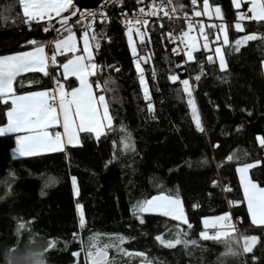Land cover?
<instances>
[{
    "label": "trees",
    "instance_id": "1",
    "mask_svg": "<svg viewBox=\"0 0 264 264\" xmlns=\"http://www.w3.org/2000/svg\"><path fill=\"white\" fill-rule=\"evenodd\" d=\"M175 3L191 13V0ZM209 3L220 6L227 22L226 69L221 70L213 51L203 47L189 63L188 73L176 69L165 35L170 32L168 23L163 21L161 29L151 20L143 43L134 35L138 56L147 58L139 60L150 96L146 100L127 29L112 17L94 27L103 37L94 50V62L103 70L90 77L94 88L101 85L95 88L96 95L105 96L111 116L104 133L99 138L81 133L80 145L24 159L11 157L15 136L0 135V264H84L94 235L99 245L119 244L116 237L125 238L119 246L133 255L111 247L112 264H141L144 257L137 252L145 253L151 264H264V226L251 223L236 171L259 160L251 177L264 187V147L257 141L264 137V22L248 20L244 31L238 32L234 27L238 10L232 0ZM131 7L128 0H120L112 9L116 13ZM241 10L246 12L247 6ZM18 12V0H0V55L30 50L34 45L26 44L29 40L48 48L53 31H43L46 21L29 28ZM73 31L80 38L85 29L76 26ZM248 33L258 38L237 46L235 42ZM67 58L58 56L48 76L22 74L15 83L18 94L51 90V75L61 72L59 65ZM171 75L179 79L172 81ZM185 79L192 85L203 131L193 120ZM66 84L71 89L78 82L71 78ZM6 111L0 104V126L7 123ZM72 177L79 195L74 193ZM160 194L182 201L191 228L170 217L137 212L139 203ZM77 204L82 205L83 228ZM225 212L238 220L239 232L202 240L203 219ZM21 224L23 234L18 230ZM177 224L182 239L195 240V245L167 248L155 239L158 234L175 239ZM245 236L256 237L250 252L243 250Z\"/></svg>",
    "mask_w": 264,
    "mask_h": 264
},
{
    "label": "snow or ice",
    "instance_id": "2",
    "mask_svg": "<svg viewBox=\"0 0 264 264\" xmlns=\"http://www.w3.org/2000/svg\"><path fill=\"white\" fill-rule=\"evenodd\" d=\"M120 2V0H116ZM138 4H143L144 0H137ZM192 10L191 14L194 17H209L211 18L213 8L217 18L222 19V12L219 5H212L209 0H202V7H198V0H191ZM232 5L238 10L236 23L234 25L238 32L244 31L242 21H257L264 22V0H232ZM242 5L247 6V11H243ZM19 12L22 22L29 28L33 23L40 26L41 21H46V26L43 27L44 32L50 29L58 33L64 32L63 38L54 40V48L51 56L45 52V47L38 44L36 40L26 41L28 45H34L29 51H17L7 55H0V104H3L6 111L7 123L0 127V135L5 133H23V135L16 136L17 151L21 156H34L42 152H56L63 151L65 143L79 144V133L95 134L99 138L106 126L111 125V116L109 115L108 106L104 95H96L93 91V84L90 83L89 78L95 76L97 71H102V67L98 68L94 62V55L92 50V43L95 42V48L99 49V40L102 35H97L94 31L95 15H80L73 7V0H18ZM178 12L184 13V20L187 24V31L182 32L180 43L183 44V54L188 61H194V53L198 51V40L203 39V49L210 51V44L219 42L221 34L223 36V44L229 43V36L227 25L205 24L202 20H197L195 23L189 18V13L184 9L183 5L174 3V0H150L149 3L141 6L138 13L134 14V19L126 20L127 34L129 40V47L131 48L133 57L136 58L137 72L140 73L141 87L143 88L145 99H150L149 91L143 76V70L139 63L140 59H147L139 57L137 48L133 41V29L135 28V35L143 43L148 32V25L152 18H156L152 22L158 24L159 28H164V19L169 20L180 19ZM101 22L106 17V13H101ZM72 17H78L76 23H84L87 28L93 29L92 34L84 31L81 39L83 47H79L77 41V34L73 31ZM6 19V17H5ZM59 25L56 27L55 25ZM216 28V35L210 37L206 29ZM198 30V36H193L191 33ZM169 42H174L173 33L165 34ZM256 33H248L235 43L239 46L241 43H247L251 40H256ZM264 38V37H261ZM150 42V37L148 38ZM238 50V47H237ZM172 51L179 55L177 48ZM70 56L59 65L62 68V76L66 80L68 77H75L79 82L77 87L71 88V91H66L64 84L59 79L55 80L56 88L52 90L44 89L40 91H29L18 94L15 83L18 77L29 72H39L44 76L49 75V65L56 66L58 64L57 57ZM215 55L219 59L221 70L226 68V62L222 53V45L215 48ZM209 62L213 61V56H207ZM119 71V69H116ZM170 80L176 81L179 79L176 75H171ZM199 80L200 76L197 75ZM29 85L33 83L28 80ZM184 91L189 93V81L187 79L182 81ZM108 81H105V85ZM23 87V81H21ZM101 85L95 84V88L99 89ZM190 106L193 110V120L196 128L203 131L199 114L195 109L194 103L190 100ZM10 105V106H9ZM103 108V115H100V108ZM153 105L148 104V110L152 111ZM62 122L63 134L56 132L55 135L48 131L50 126L59 125ZM107 122V124H105ZM66 138V139H65ZM257 141L261 147H264V137H257ZM127 146V145H126ZM232 159V157H228ZM260 164L257 160L254 163H245L236 168L240 175V182L244 191V199L247 201L248 213L251 216V222L254 225H264V187L255 183L248 175L249 169ZM215 183V181L213 182ZM73 190L76 195H79L76 187V177H72ZM230 191V189H225ZM238 203V202H236ZM196 207V205H193ZM77 209L80 212V226L85 225V218L82 211V205L77 204ZM138 213H160L165 217H170L175 221H180L183 224L192 227L189 224L187 217L183 211L182 201L178 197L167 196L164 194L156 195L139 203L136 207ZM140 223H144L141 216H137ZM230 213L212 218L205 217L203 224L205 229L218 228L214 234H209L208 231H202L200 238L202 240H220L221 237L229 236L228 231L223 229H232L234 226L230 223ZM24 225L19 226V231L23 234ZM177 232L175 239H165L163 234H158L155 239L164 247L174 248L176 245L183 243L185 247L189 244L195 245V240H183V231L180 225H176ZM116 239L119 244H123L125 238L117 236ZM245 241L244 252L251 251V243H254L256 237H242ZM251 242V243H250ZM119 244L104 243L99 245L97 236L90 238V243L85 252V264H112L108 249L115 247L118 252H122L126 256L133 255V253L121 248ZM54 247V243L50 242L48 248ZM231 251V249H229ZM74 256H79V253H73ZM135 255L144 257L141 264H151L147 260L145 253L137 252ZM254 258V257H253Z\"/></svg>",
    "mask_w": 264,
    "mask_h": 264
},
{
    "label": "built area",
    "instance_id": "3",
    "mask_svg": "<svg viewBox=\"0 0 264 264\" xmlns=\"http://www.w3.org/2000/svg\"><path fill=\"white\" fill-rule=\"evenodd\" d=\"M115 1L116 0H104L97 6V8L90 9V10H81L79 14L80 15L94 14L95 15L94 27L97 24H102V23L109 21V19H111L112 17H116L119 20H121V22L125 25V28L127 29L126 20L134 19L135 18L134 14L138 13L139 8L150 2V0H144L143 4H138L137 0H128L129 3L132 4V7L130 9L118 10V11H116V13H113L114 10L112 8L114 6ZM74 2H75V0H73V5H74ZM174 3H175V0H174ZM101 13L107 14L105 19L103 20V22H101V15H100ZM179 17H180V19L173 18L172 20L165 18L164 21L168 23V26L170 27V32L173 33L174 42H169V43L171 45V52H172L173 56L175 57V68L176 69H182L183 72H185L184 68H189V62L187 61L186 56L183 54L184 46L182 43H180V37H181L182 32L187 31V24L185 23L184 16H179ZM189 18L192 20L193 23H195L197 20H202L207 25L210 22L209 20H207L204 17H199V18L194 17V16H192L191 13H189ZM77 19H78V17L72 22L73 29L76 26H81L85 29V31L89 32V35H91L93 29L87 28L86 24H84V23L77 24L76 23ZM151 20H156V18H152ZM214 22H216L217 27H219L221 25L220 21H214ZM225 22H226V20H225ZM234 22H236V21H234ZM206 31L209 32L210 37L214 38V36L216 35V32H217V29L216 28L206 29ZM63 33L64 32L58 33L56 31H53V37L49 43L48 52H49L50 48L54 46V40L57 38H60V36ZM191 34L192 35L198 34V30L196 32L191 33ZM133 35H135V28L133 29ZM92 43H93L94 50H97L95 48V42H92ZM99 44H100V40H99ZM173 48H177V50L180 52V54L179 55L175 54L172 51ZM49 56H51V55L49 54ZM49 68L50 69L54 68V66L49 65ZM56 79H58V78H53V80H52L54 88H56V86H57L55 83ZM191 87H192V85H191ZM231 223L234 226L233 231L235 233H238L239 229H240V225H239L238 220L232 219Z\"/></svg>",
    "mask_w": 264,
    "mask_h": 264
},
{
    "label": "crops",
    "instance_id": "4",
    "mask_svg": "<svg viewBox=\"0 0 264 264\" xmlns=\"http://www.w3.org/2000/svg\"><path fill=\"white\" fill-rule=\"evenodd\" d=\"M45 47V46H44ZM79 47H83V45H82V43H80L79 42ZM31 50V49H30ZM29 51V50H28ZM45 52H46V54L49 56V52H48V48L47 47H45ZM94 55V54H93ZM263 68H264V63H263ZM48 71L50 72V70L48 69ZM62 68H61V72H58V75H59V77H60V80H61V82H62V84H64V86H65V90L66 91H71V89H68L67 88V84H66V81L67 80H69V79H71V78H73V79H76L75 77H72V76H70V77H68L66 80L63 78V76H62ZM89 80H90V78H89ZM78 82V81H77ZM90 83H91V81H90ZM78 84H79V82H78ZM78 86V85H77ZM76 86V87H77ZM44 90V89H43ZM38 91H40V90H38ZM93 91H94V94H96V91H95V88H94V86H93ZM100 115L102 116L103 115V108L101 107L100 108ZM105 124H107V122H105ZM6 125V124H5ZM4 126V125H3ZM0 127H2V126H0ZM105 129H106V127L102 130V132L104 133V131H105ZM48 131L50 132V134H52V135H55V133L56 132H60L61 134H63V127H62V122H61V124H59V125H53V126H50L49 127V129H48ZM4 135H14L15 136V146H14V148L11 150V157L13 158V159H24V158H29V157H34V156H40V155H45V154H50V153H56V152H63V151H65L66 150V148L68 147V146H77V145H80L81 144V133H79L78 135H79V139H80V143L79 144H75V145H72V144H67V143H65V145H64V149H63V151H56V152H42V153H40V154H38V155H34V156H21L20 154H19V152L17 151V144H16V136L17 135H23V133H5ZM95 135V134H94ZM66 139V138H65ZM257 166V165H256ZM251 170H252V168L251 169H249V172H248V175H249V177L252 179V177H251ZM237 174H238V178H239V181H240V175H239V173L237 172ZM253 180V179H252ZM254 181V180H253ZM255 183H257L256 181H254ZM258 184V183H257ZM240 185H241V182H240ZM259 185V184H258ZM260 186V185H259ZM262 187V186H261ZM241 188H242V192H243V196H244V191H243V187H242V185H241ZM245 200V199H244ZM245 204H246V208H247V211H248V206H247V201L245 200ZM249 214V213H248ZM230 216H231V214H230ZM249 217H250V221H251V216H250V214H249ZM232 216H231V219H230V222L232 221ZM252 223V222H251ZM254 225V224H253ZM254 226H264V225H254ZM203 227H204V225H203ZM209 230H220L219 229V227L218 228H209ZM223 230H226V228L225 229H223ZM234 231L233 230H231V232H229V234L230 233H233ZM235 233V232H234Z\"/></svg>",
    "mask_w": 264,
    "mask_h": 264
},
{
    "label": "rangeland",
    "instance_id": "5",
    "mask_svg": "<svg viewBox=\"0 0 264 264\" xmlns=\"http://www.w3.org/2000/svg\"><path fill=\"white\" fill-rule=\"evenodd\" d=\"M243 6V5H242ZM221 12H222V10H221ZM222 16H223V13H222ZM204 18H206L207 20H209L210 22H209V24H215L216 25V22H214V21H220L221 22V25L223 24V25H227V23L225 22V19H224V16H223V18L222 19H220V18H217L216 17V15H215V12H214V8H213V12H212V16H211V18H209V17H204ZM246 21H248V20H245V21H242V24L244 23V22H246ZM236 23V22H235ZM235 23H234V25H235ZM228 30V29H227ZM83 35V34H82ZM193 36H198V34H196V35H193ZM82 37V36H81ZM81 37L79 38L78 36H77V41H78V45H79V42L80 43H82V45H83V41H82V39H81ZM61 38H63V36L61 37ZM133 41H134V35H133ZM90 43H92V41H90ZM134 44H135V46H136V43H135V41H134ZM213 46H212V44L210 45V49L213 51V56L217 59V62H218V64H219V59H218V57L215 55V48H216V46H218V45H222V53H223V55H224V59H225V62H226V58H225V54H224V46L225 45H227V44H223V36H222V34H221V39H220V41L219 42H213ZM202 45H203V39L202 38H200L199 40H198V49H200L201 47H202ZM92 50H93V54H94V47H93V43H92ZM197 52V51H196ZM195 52V53H196ZM195 53H194V56H195ZM186 59H187V57H186ZM188 61V60H187ZM189 63L190 62H192V61H188ZM219 67H220V64H219ZM221 68V67H220ZM226 68H227V62H226ZM226 68H224V69H226ZM223 69V70H224ZM144 80H145V78H144ZM183 88H184V85H183ZM189 92H190V95H189V93H186V95H187V98H188V102L191 100L193 103H194V105H195V109H196V111H197V113L199 114V117H200V121H201V116H200V112H199V110H198V108H197V105H196V102H195V97H194V93H193V90H192V88H191V85L189 84ZM189 106H190V104H189ZM190 109H191V113H192V117H193V110H192V107L190 106ZM201 125H202V123H201ZM156 196V195H155ZM182 207H183V211H184V213H185V210H184V206H183V204H182ZM143 214H149V213H143ZM150 214H159V215H162V214H160V213H156V212H150ZM163 216V215H162ZM185 216H186V214H185ZM220 216V215H219ZM213 217H216V216H213ZM208 218H212V217H208ZM231 223V222H230ZM232 224V223H231ZM204 225V224H203ZM221 230V229H220ZM231 230L232 229H227L226 228V230H224V231H228V232H231ZM204 231H208L209 232V234L211 235V234H214L217 230H209V229H205V227H204ZM252 246H253V244L251 245V248H252ZM85 261H86V257H85V255H84V264H85ZM38 264H45V263H38Z\"/></svg>",
    "mask_w": 264,
    "mask_h": 264
},
{
    "label": "water",
    "instance_id": "6",
    "mask_svg": "<svg viewBox=\"0 0 264 264\" xmlns=\"http://www.w3.org/2000/svg\"><path fill=\"white\" fill-rule=\"evenodd\" d=\"M104 0H75L74 2V9L78 11V14L80 13L81 10H90V9H95L97 6ZM77 17H72L71 20L72 22L76 19ZM56 27H59V25H55ZM109 252V251H108ZM110 252H109V257H110Z\"/></svg>",
    "mask_w": 264,
    "mask_h": 264
},
{
    "label": "bare ground",
    "instance_id": "7",
    "mask_svg": "<svg viewBox=\"0 0 264 264\" xmlns=\"http://www.w3.org/2000/svg\"><path fill=\"white\" fill-rule=\"evenodd\" d=\"M49 70L51 72L52 71V68L51 69L49 68ZM180 70H182V69H180ZM184 70H185V72L188 73V68H184ZM53 78H58L60 80V77H59L58 73L55 74V75L54 74L51 75V90L54 89L53 82H52ZM60 82H61V80H60Z\"/></svg>",
    "mask_w": 264,
    "mask_h": 264
}]
</instances>
